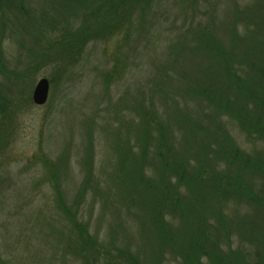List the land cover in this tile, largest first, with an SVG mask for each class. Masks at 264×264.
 <instances>
[{
    "label": "rangeland",
    "instance_id": "obj_1",
    "mask_svg": "<svg viewBox=\"0 0 264 264\" xmlns=\"http://www.w3.org/2000/svg\"><path fill=\"white\" fill-rule=\"evenodd\" d=\"M220 1L153 0L125 41L92 40L68 62L43 56L64 24L60 6L25 0L24 14L0 0V264H84L68 244L74 232L59 195L107 250L129 247L141 264H157L137 201L120 183L132 163L122 158L126 137L133 139L127 121L144 98H155L163 111L170 108L158 91H173L193 76L190 61L174 67L169 44L188 40L185 29L198 18L216 16ZM115 65L116 75L108 78ZM42 77L53 80L47 101L38 105L32 95ZM238 134L242 147L258 148L264 158L263 142ZM231 206L240 215L229 219L227 213L232 247H253L251 236L259 237L263 226L259 211L251 207L246 217L245 208ZM215 218L210 217L217 223ZM223 244L227 249L224 239Z\"/></svg>",
    "mask_w": 264,
    "mask_h": 264
},
{
    "label": "trees",
    "instance_id": "obj_2",
    "mask_svg": "<svg viewBox=\"0 0 264 264\" xmlns=\"http://www.w3.org/2000/svg\"><path fill=\"white\" fill-rule=\"evenodd\" d=\"M16 1L6 0L7 7L28 14L25 0ZM50 4L60 6L58 20L64 24L44 59L52 55L71 62L92 40L125 41L135 18L150 13L153 0ZM214 13L190 23L185 29L188 40L169 44L167 54L175 68L185 61L192 64L186 89H160L170 108L163 111L155 98H144L127 121L133 139L126 137L122 158L132 163L120 183L129 199L137 201L157 264H264V158L258 148L249 152L242 147L236 136L239 132L264 143V0H221ZM117 71L113 66L107 77ZM87 179L91 183L93 174ZM57 200L72 224L68 244L84 264H99L101 259L107 264H141L140 255L129 247L107 250L61 195ZM231 203L245 208L246 217L251 207L259 211L263 226L259 237L251 236L253 247H232L227 213L229 219L240 215L236 207L230 210ZM239 221L242 226L243 219Z\"/></svg>",
    "mask_w": 264,
    "mask_h": 264
},
{
    "label": "water",
    "instance_id": "obj_3",
    "mask_svg": "<svg viewBox=\"0 0 264 264\" xmlns=\"http://www.w3.org/2000/svg\"><path fill=\"white\" fill-rule=\"evenodd\" d=\"M49 87H50V82L48 78L42 77L41 79L38 80L32 95L33 101L36 104L42 105L47 101L49 95Z\"/></svg>",
    "mask_w": 264,
    "mask_h": 264
}]
</instances>
